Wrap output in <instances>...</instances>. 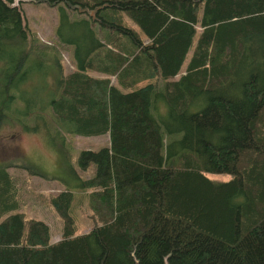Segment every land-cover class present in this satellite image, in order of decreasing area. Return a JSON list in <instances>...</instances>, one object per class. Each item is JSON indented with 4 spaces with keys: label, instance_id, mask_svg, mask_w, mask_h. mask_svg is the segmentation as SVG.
I'll return each mask as SVG.
<instances>
[{
    "label": "trees",
    "instance_id": "trees-1",
    "mask_svg": "<svg viewBox=\"0 0 264 264\" xmlns=\"http://www.w3.org/2000/svg\"><path fill=\"white\" fill-rule=\"evenodd\" d=\"M25 1L59 5L56 35L75 69L29 31ZM5 125L50 146L47 170L66 136L108 143L78 152L91 177L64 165L94 225L73 235L78 201L62 190L52 243L43 222L14 212L7 167L51 172L0 162V264H264V0H0Z\"/></svg>",
    "mask_w": 264,
    "mask_h": 264
},
{
    "label": "rangeland",
    "instance_id": "rangeland-1",
    "mask_svg": "<svg viewBox=\"0 0 264 264\" xmlns=\"http://www.w3.org/2000/svg\"><path fill=\"white\" fill-rule=\"evenodd\" d=\"M23 15V22L33 32L34 36L43 44L49 46L54 44L58 48L60 62L64 72L75 69L73 61V46L59 42L56 35V27L59 22V5H48L46 3L25 1L20 4ZM82 16L79 12L68 10L67 17L71 20L78 19ZM93 16V14H92ZM96 36L101 39L102 32L97 27H93ZM189 52L186 54L179 71L173 77L177 79L184 71ZM95 75V73H93ZM97 75V74H96ZM114 81V77H111ZM67 151L62 158L59 159L61 164L59 167L47 170L58 164L57 156L47 150L50 147L42 141L37 135L25 134L19 131L17 126L11 128L4 126L0 128V162L10 160L17 161L23 157L25 161L31 162L45 172H51L52 178L45 179L36 175L28 174V171L22 167H7L9 175L12 177L17 187L18 208L14 212L22 215L23 222L31 219L43 222L48 229V242H54L59 239L62 234L63 221L57 214L50 201L51 197L62 190H70L74 199V208L71 207V215L74 219L73 235L87 232L94 225V216L87 206L86 194L81 191L72 182L64 169L66 163L74 170L80 178H89L93 174V165L86 169H79L76 163V157L81 150H97L107 145V135L101 136H66ZM165 144V142L163 141ZM46 145V146H45ZM40 158L34 160L33 158ZM47 162L46 168L43 163ZM208 178L216 180H225L226 176L208 175Z\"/></svg>",
    "mask_w": 264,
    "mask_h": 264
},
{
    "label": "water",
    "instance_id": "water-1",
    "mask_svg": "<svg viewBox=\"0 0 264 264\" xmlns=\"http://www.w3.org/2000/svg\"><path fill=\"white\" fill-rule=\"evenodd\" d=\"M90 15L92 16V13H90Z\"/></svg>",
    "mask_w": 264,
    "mask_h": 264
}]
</instances>
